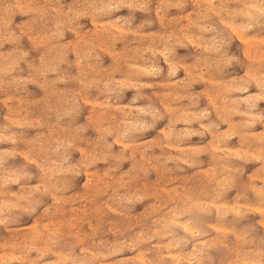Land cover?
I'll list each match as a JSON object with an SVG mask.
<instances>
[{
  "label": "clouds",
  "instance_id": "obj_1",
  "mask_svg": "<svg viewBox=\"0 0 264 264\" xmlns=\"http://www.w3.org/2000/svg\"><path fill=\"white\" fill-rule=\"evenodd\" d=\"M0 264H264V0H0Z\"/></svg>",
  "mask_w": 264,
  "mask_h": 264
}]
</instances>
